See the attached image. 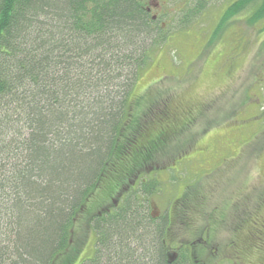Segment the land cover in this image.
<instances>
[{
    "label": "trees",
    "instance_id": "1",
    "mask_svg": "<svg viewBox=\"0 0 264 264\" xmlns=\"http://www.w3.org/2000/svg\"><path fill=\"white\" fill-rule=\"evenodd\" d=\"M229 4L235 12L249 0ZM162 9L153 17L148 0H0V264H56L80 218L97 239L80 264L180 263L164 242L166 217L147 212L155 177L143 179L177 135L169 101L141 122L130 94L153 34L151 48L160 46ZM98 199L107 204L87 213Z\"/></svg>",
    "mask_w": 264,
    "mask_h": 264
},
{
    "label": "rangeland",
    "instance_id": "2",
    "mask_svg": "<svg viewBox=\"0 0 264 264\" xmlns=\"http://www.w3.org/2000/svg\"><path fill=\"white\" fill-rule=\"evenodd\" d=\"M235 1L148 0L153 14L163 8L166 25L155 38L160 46L151 48L154 34L148 41L150 61L130 90L141 122L150 120L147 107L159 110L169 101L168 125L177 135L151 159L152 169H162L151 180L147 212L166 217V245L210 241L192 247L203 264H229L226 242L249 213L243 235L253 234L258 245L264 240L258 232L264 224V0L230 12ZM99 200L86 212L107 204ZM72 227L69 250L56 264H80L94 255L97 239L86 219ZM254 253L251 262L264 264V254ZM180 254L179 264H186L188 251Z\"/></svg>",
    "mask_w": 264,
    "mask_h": 264
},
{
    "label": "flooded vegetation",
    "instance_id": "3",
    "mask_svg": "<svg viewBox=\"0 0 264 264\" xmlns=\"http://www.w3.org/2000/svg\"><path fill=\"white\" fill-rule=\"evenodd\" d=\"M148 9L151 11L150 7L148 6ZM152 12V11H151ZM153 14V12H152ZM156 14H153V17H155ZM179 163V162H178ZM175 165H177L176 163H173L174 167ZM160 170L157 169H150L149 170V175L152 176H157L156 174H159L158 172H161ZM171 167L169 169H167L166 171H171L170 170ZM175 171H177V169L174 168ZM136 184H138V179L136 178L134 180V182L131 184L132 187H134ZM236 202V200H235ZM231 212L235 211L237 208V202L236 204H234L233 202L231 203ZM232 212V213H233ZM250 214V213H249ZM249 214L247 216V218L245 219H239L238 223H236L234 230H233V234L232 237H230L227 242H226V252L227 254L224 256L226 260V262H228L229 264H253V262H251L252 259L251 256L253 254H255L254 252H260L262 254H264V240L263 243L258 245L255 239L254 242V236L253 234L246 235L244 236V231L246 226L249 224L250 218H249ZM151 216H153V214H151ZM170 220V219H169ZM259 233H263L264 234V224H261L259 226L258 229ZM167 233L169 234V228L167 230ZM206 244L207 246L210 245V241L206 240L205 238H199L197 240L194 241H189L187 243H178V245H167L170 249V255H176L178 254L180 251L182 250H187L189 255V261L191 262V264H203L202 261H200L199 259H197L194 254H193V246L194 245H203Z\"/></svg>",
    "mask_w": 264,
    "mask_h": 264
},
{
    "label": "water",
    "instance_id": "4",
    "mask_svg": "<svg viewBox=\"0 0 264 264\" xmlns=\"http://www.w3.org/2000/svg\"><path fill=\"white\" fill-rule=\"evenodd\" d=\"M170 256H171L170 259L175 258V255H170Z\"/></svg>",
    "mask_w": 264,
    "mask_h": 264
}]
</instances>
